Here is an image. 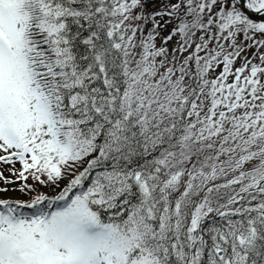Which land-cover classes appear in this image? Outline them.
<instances>
[{
    "label": "snow or ice",
    "instance_id": "1",
    "mask_svg": "<svg viewBox=\"0 0 264 264\" xmlns=\"http://www.w3.org/2000/svg\"><path fill=\"white\" fill-rule=\"evenodd\" d=\"M262 50L264 0H0V264H264Z\"/></svg>",
    "mask_w": 264,
    "mask_h": 264
},
{
    "label": "trees",
    "instance_id": "2",
    "mask_svg": "<svg viewBox=\"0 0 264 264\" xmlns=\"http://www.w3.org/2000/svg\"><path fill=\"white\" fill-rule=\"evenodd\" d=\"M159 7V4H157V8ZM150 11L151 10H155V9H149ZM252 51H254V49H252V50H250L249 51V55H251V52ZM262 51H264V50H262ZM239 61L237 62V66H239ZM10 166H8V165H2V164H0V170H2V171H4V174H5V176H9L10 175V173L8 172V168H9ZM15 167L16 168H19L20 167V165H19V163H17L16 165H15ZM29 183H32V181H31V179H29V181H28ZM0 186H3V183L2 182H0ZM10 188L11 187H15V185H11V186H9ZM41 191H43V192H46V193H48L49 195H52V194H54L53 193V189H51V188H42L41 189ZM7 195L8 196H10V197H19V198H21V199H28V197H26V196H22V194L21 193H19L18 191H9L8 193H7Z\"/></svg>",
    "mask_w": 264,
    "mask_h": 264
},
{
    "label": "rangeland",
    "instance_id": "3",
    "mask_svg": "<svg viewBox=\"0 0 264 264\" xmlns=\"http://www.w3.org/2000/svg\"><path fill=\"white\" fill-rule=\"evenodd\" d=\"M151 9V8H150ZM53 193H54V191H53Z\"/></svg>",
    "mask_w": 264,
    "mask_h": 264
}]
</instances>
